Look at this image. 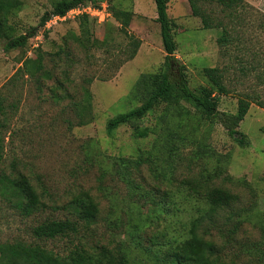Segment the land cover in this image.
Here are the masks:
<instances>
[{
  "label": "rangeland",
  "instance_id": "1",
  "mask_svg": "<svg viewBox=\"0 0 264 264\" xmlns=\"http://www.w3.org/2000/svg\"><path fill=\"white\" fill-rule=\"evenodd\" d=\"M20 1L22 7L9 20L10 35L0 36V95L5 99L0 175L28 177L43 206L25 217L14 200L0 195V244L32 241L31 229L50 218L77 220L66 207L89 193L99 207L96 222L89 227L81 222L79 234L48 242L49 249L69 256L77 248L92 253L107 248L114 255L126 254L128 264H164L155 255L164 259L185 240L189 222L207 207L204 196L186 184L196 181L237 197L212 222L207 220L200 235L215 241L230 264H264V0H244L236 18L215 3L202 4L209 19L241 35L240 50L231 46L227 52L218 44L221 27L206 29L188 0H169L168 14L176 24L175 57L187 68L191 88L208 86L203 71L220 68L226 69L228 93L220 96L212 119L186 102L178 112L160 105L140 122L152 131L147 138H136L130 125L110 137L106 127L110 119L141 105L132 95L138 79L164 64L154 0H109L112 8L132 12L131 24L125 31L113 16L102 23L89 18L90 38L109 41L89 52L72 36L85 35L79 22H57L47 33L48 27L40 25L56 0ZM33 28L44 36L42 42L32 37L24 48L6 50L10 38ZM135 43L140 45L137 54L127 61ZM38 57L43 59L41 72H20L26 60ZM240 63L249 69L243 72ZM83 87L92 93L86 114L80 109ZM241 98L254 101L238 128L247 147L222 122L236 114ZM120 158L145 160L139 171L132 170L131 182L114 165Z\"/></svg>",
  "mask_w": 264,
  "mask_h": 264
},
{
  "label": "trees",
  "instance_id": "2",
  "mask_svg": "<svg viewBox=\"0 0 264 264\" xmlns=\"http://www.w3.org/2000/svg\"><path fill=\"white\" fill-rule=\"evenodd\" d=\"M103 0H56L53 3V9L50 13L45 14L40 25L44 28L47 22L53 16H65L68 11L80 4L93 3L98 5ZM111 2V1H110ZM109 2V10L114 19L119 22L123 29L129 28L133 14L130 11L117 10L111 7ZM157 10V22L160 24L161 37L166 53L165 61L160 70L156 73H145L138 79L134 91L132 93L134 99H139L141 105L132 110L119 114L110 119L107 123V134L111 137L115 131L125 125L133 128L136 138H147L151 134L150 128H142L140 122L154 112L160 105L164 104L166 112H178L182 107V103L186 102L196 109V111L205 118L212 119L218 115L220 96L227 94L226 86V69L206 68L203 71L204 77L208 81V86H201L192 89L189 84L187 68L179 63L175 57L178 51V45L175 41L176 24L170 19L168 14L169 0H154ZM193 16L202 19L206 29L221 27L222 33L218 40V44L227 52L230 47L240 50L241 35L234 30L232 34L228 28L219 21L209 19L202 4L215 3L222 7V11L229 17L236 18L240 8H244L246 3L244 0H188ZM23 3L20 0H0V36H9L8 24L11 17L16 15ZM253 10L252 5L247 4ZM256 11V10H255ZM88 17L80 18L74 22H79L80 28L85 34L77 36L72 34L74 40L88 52L92 48H101L103 45L108 46L109 41L99 43L98 40L90 38L88 29ZM73 22V21H66ZM264 25L261 26L263 28ZM53 28V27H52ZM51 28V29H52ZM38 28H33L29 33L12 37L6 44V50H14L24 48L32 37H37ZM51 29H48L49 32ZM37 33V34H36ZM130 39H133L130 34ZM136 50L130 55L127 61L135 58L137 50L140 47L135 43ZM240 61L239 58H236ZM253 68L255 66L250 65ZM43 59L38 57L35 60L29 59L24 62L20 72H25L34 76L43 70ZM35 69V71H33ZM240 69L244 72L249 66L240 63ZM49 78V75H47ZM88 85L92 84V80H87ZM65 81L62 82L64 87ZM84 100L80 105L81 112L86 114L92 107V93L89 88L83 87ZM254 101L248 98H241L236 114L226 115L222 119L223 124L228 130L229 135L242 147L249 146L246 136L238 130L241 122L246 118L250 106ZM263 103H260L262 105ZM5 111V99L0 95V114ZM3 123L0 122V147L2 146V129ZM145 160L120 158L114 160V165L124 170V176L130 181L132 170L139 171ZM131 182V181H130ZM193 193L199 194L201 198H205L207 207L203 209L199 216L192 219L188 225V236L185 240L173 246L165 258L159 255L155 258L164 264H230L222 257V248L213 240L202 237L199 230L205 225L207 220L212 222V218L219 210L230 207L237 201V197L230 191L214 187L206 188L204 185L196 181H187ZM203 193V195H202ZM0 195L15 203L20 213L29 217L36 214L43 202L37 192L35 186L25 175L17 177H9L0 175ZM70 214L77 220L66 219H47L31 229L32 241H14L0 244V264H128L126 254L114 255L109 249L103 248L99 253H92L85 248H77L71 251L69 256H61L49 249L46 243L55 241L59 238H70L77 235L81 230V222L89 227L96 222L99 214L98 204L89 193H82L75 197L66 207Z\"/></svg>",
  "mask_w": 264,
  "mask_h": 264
},
{
  "label": "built area",
  "instance_id": "3",
  "mask_svg": "<svg viewBox=\"0 0 264 264\" xmlns=\"http://www.w3.org/2000/svg\"><path fill=\"white\" fill-rule=\"evenodd\" d=\"M112 16L109 10V0L103 3L95 5L93 3L80 4L77 7L68 11L65 16H53L46 24L47 29H51L57 22L76 21L83 17L96 19L102 23ZM51 25V26H50ZM42 33H38L36 40L42 42ZM35 47H39V43L35 44Z\"/></svg>",
  "mask_w": 264,
  "mask_h": 264
}]
</instances>
